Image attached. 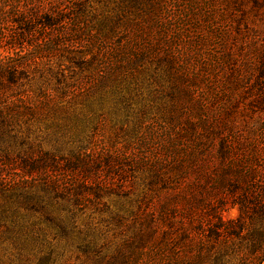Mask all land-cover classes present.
<instances>
[{"label": "rangeland", "instance_id": "374dc122", "mask_svg": "<svg viewBox=\"0 0 264 264\" xmlns=\"http://www.w3.org/2000/svg\"><path fill=\"white\" fill-rule=\"evenodd\" d=\"M0 17L17 66L0 76V207L50 195L23 156L119 169L91 174L100 196L80 187L66 233L0 216V264H264V0H0Z\"/></svg>", "mask_w": 264, "mask_h": 264}, {"label": "trees", "instance_id": "16d2710c", "mask_svg": "<svg viewBox=\"0 0 264 264\" xmlns=\"http://www.w3.org/2000/svg\"><path fill=\"white\" fill-rule=\"evenodd\" d=\"M17 11L18 12L15 14L17 17L14 21L19 25L25 24L27 22V19H25L26 8L19 6ZM49 13L53 14L56 12ZM35 14H37V11ZM1 19L4 18L0 17V21ZM43 23L47 28H51L56 22H54L53 18L46 15ZM10 59L11 56H7L3 61V57H1L0 52V76L7 73L9 81L15 82V70L17 66L10 61ZM1 61L3 62L1 63ZM261 73L264 75V70L261 71ZM3 118V109L0 106V121L3 120ZM78 166L81 167L84 173V180L81 184H75L65 177L68 169H77ZM17 167L21 169L24 177L30 176L33 182L41 183L47 190L50 191V195L46 198L42 195L36 196L26 188H15V184H8V186L14 187L15 189L8 190L11 194L9 196L10 199L0 207V216L6 218L7 214L9 218H15L20 214V209L23 207L27 209V211H42L44 212L46 219L57 225L64 233H66L68 227H76V218L78 213L83 211L82 205H84V203L82 200L86 198L87 195L82 193L80 187L82 188L85 186L88 190H93V193L97 196H100L99 193H101V191L106 187L104 183L90 182V179H92L91 174H96L97 176V174H101V172H104L105 170L109 173L108 175H111L113 171L119 170L117 163H115L113 158L104 159L100 162L94 161L93 163H88V161L80 157V155L64 158L60 156L58 157L48 151L42 152L37 157H34V155L21 157V164L18 163ZM95 186L98 187L97 190L94 189ZM262 191L264 193V189ZM11 198L14 199V202ZM61 199L63 202H66L64 203L65 205L59 203ZM48 207H55L54 211H64L65 223L63 224L62 222L55 221L56 216L48 213Z\"/></svg>", "mask_w": 264, "mask_h": 264}]
</instances>
